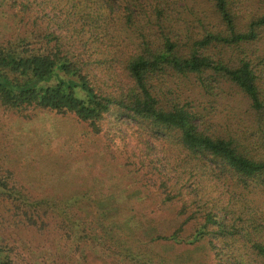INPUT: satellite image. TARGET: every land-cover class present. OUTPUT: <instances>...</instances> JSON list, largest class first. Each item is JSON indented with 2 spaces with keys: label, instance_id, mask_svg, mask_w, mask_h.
Masks as SVG:
<instances>
[{
  "label": "trees",
  "instance_id": "16d2710c",
  "mask_svg": "<svg viewBox=\"0 0 264 264\" xmlns=\"http://www.w3.org/2000/svg\"><path fill=\"white\" fill-rule=\"evenodd\" d=\"M176 2L0 0V119L52 152L84 129L152 206L120 231L106 193L39 189L0 121V264H264V10Z\"/></svg>",
  "mask_w": 264,
  "mask_h": 264
},
{
  "label": "rangeland",
  "instance_id": "374dc122",
  "mask_svg": "<svg viewBox=\"0 0 264 264\" xmlns=\"http://www.w3.org/2000/svg\"><path fill=\"white\" fill-rule=\"evenodd\" d=\"M195 1L177 0L176 3H178L179 7L175 5L174 24L177 26L183 24L184 18H187V21H192V19L195 21L197 18L191 19L189 16L192 15L190 13L192 7L195 10H199L201 15L208 10L204 0ZM255 2V5L264 10V0H255ZM197 21H195L196 26ZM198 23L200 24L199 21ZM225 91V94L230 96L229 98L232 100V102H228L231 103L230 107H228L231 115L233 116V113L239 110L238 114L241 115L239 118H242L240 119L242 120L240 125H243V120L246 122L245 110L247 102L233 87H227ZM66 120H62L65 121V125L60 127V134L63 136L70 129L74 130L73 125L75 123L70 119ZM0 121L23 127L21 133L16 137L17 140L13 141L14 143L11 148L13 152L15 151V154L11 155V157L16 169L31 178L39 189L63 196L72 195L74 192H90L94 199V204L90 205L93 208L96 206L95 202L98 201L100 193H106L107 196L112 198V203L106 206L105 211H110L112 216L117 218V227L118 224L123 225L124 228L122 229L124 231H126V222L135 224L136 218H141L150 212L152 206L147 204L148 201L137 192V186L131 185L130 177L124 174L122 169L110 156L108 157L105 153L100 152L99 148H97L99 139H93L89 134L87 136L84 129L82 131L79 130L78 134L76 132L71 136V140L73 141L67 139V147L69 149L66 147L57 150L59 145L54 143L56 144V151L52 152L44 141L37 142L33 140L35 138L33 128L30 127L31 129L27 131L29 123L24 122L22 125L19 121L14 122L13 117L7 113L3 114ZM33 124L39 125L40 122L36 121ZM154 204L156 205V202ZM175 209L174 207L168 210L169 214H166L168 217V219H165L166 221L170 220L174 222ZM112 219L110 217L109 220L103 221L101 224H107ZM165 224L168 223L166 222ZM116 229L120 230L119 227ZM135 233L134 231L131 234L135 235ZM122 234L124 233L122 232ZM122 236L125 239L131 238V235L128 233ZM132 240L138 243L136 239ZM157 248L161 253L170 252V250H167L169 248H166L165 243H161Z\"/></svg>",
  "mask_w": 264,
  "mask_h": 264
}]
</instances>
